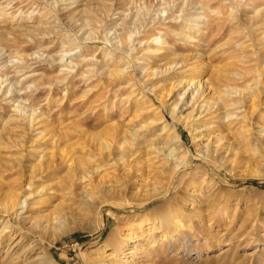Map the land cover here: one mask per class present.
I'll return each mask as SVG.
<instances>
[{
	"label": "rangeland",
	"instance_id": "374dc122",
	"mask_svg": "<svg viewBox=\"0 0 264 264\" xmlns=\"http://www.w3.org/2000/svg\"><path fill=\"white\" fill-rule=\"evenodd\" d=\"M0 264H264V0H0Z\"/></svg>",
	"mask_w": 264,
	"mask_h": 264
},
{
	"label": "bare ground",
	"instance_id": "6f19581e",
	"mask_svg": "<svg viewBox=\"0 0 264 264\" xmlns=\"http://www.w3.org/2000/svg\"><path fill=\"white\" fill-rule=\"evenodd\" d=\"M14 208V205H11V206H9V208H8V212L9 211H11L12 209ZM10 214V213H9ZM11 216H12V214H10ZM129 234H127V235H125L123 238H121V240H120V245H119V248H123V246H125V245H127V243H128V240H127V236H128Z\"/></svg>",
	"mask_w": 264,
	"mask_h": 264
}]
</instances>
